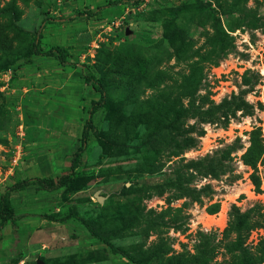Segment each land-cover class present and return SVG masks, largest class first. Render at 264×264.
I'll return each mask as SVG.
<instances>
[{"label":"rangeland","instance_id":"obj_1","mask_svg":"<svg viewBox=\"0 0 264 264\" xmlns=\"http://www.w3.org/2000/svg\"><path fill=\"white\" fill-rule=\"evenodd\" d=\"M107 1L0 0V189L69 167L98 95L79 67L24 61L44 18ZM54 46L108 104L71 185L10 194L15 216L77 218L13 220L0 264H264V0H142L47 25Z\"/></svg>","mask_w":264,"mask_h":264},{"label":"trees","instance_id":"obj_2","mask_svg":"<svg viewBox=\"0 0 264 264\" xmlns=\"http://www.w3.org/2000/svg\"><path fill=\"white\" fill-rule=\"evenodd\" d=\"M140 1L142 0H112L107 1L105 4L96 7L94 11L87 9L84 11L76 12L70 16L63 18L47 17L40 22L37 30L34 32L33 41L30 47L28 58L24 61V63L29 64L31 61L30 57L35 56L53 59L61 67H68L73 69L79 67L82 73L84 83L90 86L93 92L97 93L98 98L94 101H91L89 107L87 108V110H85L86 118L81 127L82 130L78 139L79 144L76 150L72 153L69 161V167L65 172L53 178H24L0 189V240L2 239V231L7 227V225L13 220L20 219L22 217H39L51 222H65L68 219L77 218V214L73 208L65 216L58 219L53 218L51 216L34 214H23L20 216H15L14 210L10 202V194L13 192L23 191L31 186L35 187L37 191L49 193L71 185L75 179L74 171L84 165V162L81 161L80 157L87 148L88 133L91 132V130L93 129L92 117L96 112L104 109L108 104V95L101 79L97 78L91 72L88 66H86L85 64H77L76 62L69 61L68 59L70 58V54L60 46H54L47 50L40 49L39 45L42 30L47 25H61L64 23H70L78 19H90L91 17L113 7L130 3H138ZM79 221L87 229L88 233L92 237L104 242L105 244H107V246H109L111 254L121 255L122 257H128L124 251L109 244L108 241L100 238L86 221L81 219ZM135 264H139V262H136Z\"/></svg>","mask_w":264,"mask_h":264},{"label":"crops","instance_id":"obj_3","mask_svg":"<svg viewBox=\"0 0 264 264\" xmlns=\"http://www.w3.org/2000/svg\"><path fill=\"white\" fill-rule=\"evenodd\" d=\"M94 94H97V93H95V92H94ZM91 101H94V100H91ZM91 101H90V102H91ZM82 125H83V124L75 126V127H76L75 129H78V130H80L79 128H81V127H82ZM76 134H77V132H76ZM78 137H79V136H78Z\"/></svg>","mask_w":264,"mask_h":264},{"label":"water","instance_id":"obj_4","mask_svg":"<svg viewBox=\"0 0 264 264\" xmlns=\"http://www.w3.org/2000/svg\"><path fill=\"white\" fill-rule=\"evenodd\" d=\"M97 199H98V202H101V198L100 197H97Z\"/></svg>","mask_w":264,"mask_h":264},{"label":"built area","instance_id":"obj_5","mask_svg":"<svg viewBox=\"0 0 264 264\" xmlns=\"http://www.w3.org/2000/svg\"><path fill=\"white\" fill-rule=\"evenodd\" d=\"M15 161V160H14Z\"/></svg>","mask_w":264,"mask_h":264}]
</instances>
